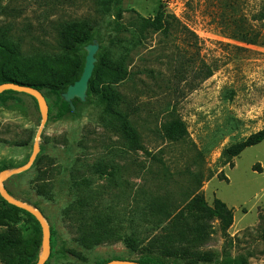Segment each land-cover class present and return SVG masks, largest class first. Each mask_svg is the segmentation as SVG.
Returning a JSON list of instances; mask_svg holds the SVG:
<instances>
[{
  "label": "rangeland",
  "instance_id": "374dc122",
  "mask_svg": "<svg viewBox=\"0 0 264 264\" xmlns=\"http://www.w3.org/2000/svg\"><path fill=\"white\" fill-rule=\"evenodd\" d=\"M111 1L0 0V29L41 51L38 62H26L0 46V76L42 84L51 107L35 162L4 181L51 228L45 264H106L146 255L125 242L133 231L146 232L139 212L146 197L180 201L195 188V174L209 204L219 197L234 210L232 240H225L217 219H207L203 257L209 264H264V140L232 158L224 153L264 129V0H122L121 18ZM160 7L177 19L171 32L139 34V15L154 17ZM63 24L75 49L71 59L54 56ZM94 39L100 46L92 85L122 93L128 122L105 109L96 90L75 112L56 114L50 87L66 89ZM125 55L128 75L115 83L111 59ZM173 117L183 123L181 140L169 139L164 129ZM41 122L40 106L30 95L0 96V173L27 164ZM108 125L122 127L124 135ZM137 139L143 148H131ZM105 220L118 226L116 239L82 247L79 225L101 227ZM0 233L17 245L0 264H38L40 222L11 207L1 193Z\"/></svg>",
  "mask_w": 264,
  "mask_h": 264
},
{
  "label": "trees",
  "instance_id": "16d2710c",
  "mask_svg": "<svg viewBox=\"0 0 264 264\" xmlns=\"http://www.w3.org/2000/svg\"><path fill=\"white\" fill-rule=\"evenodd\" d=\"M121 2L122 0L111 1L117 16L120 18L122 17V9L120 7ZM175 20L177 21L173 15L167 13L164 7H160L154 17H144L139 15L137 29H139V34L141 35L145 34L148 29L153 31L163 30L164 32H171L174 27L173 22ZM120 39L121 38H117L116 40L119 41ZM58 44H60L58 51L55 52L58 54L54 56H62V58L68 59L73 58L75 55L73 51L75 49L68 43V37L66 35L64 24L58 32ZM0 46L7 49L11 55L15 56L19 60L26 62L39 61V56L37 55H39V52L41 51H34V48L24 47V41L21 38L16 39L10 33L8 28L0 29ZM115 51L117 50L115 49ZM47 53L49 54L48 56L51 55V53ZM98 62L99 59L95 65L94 71L97 69ZM111 62V78L114 79L115 83H117V81L119 82L124 80L128 75L127 56L125 55L123 58L118 56L115 60L111 59ZM84 66L85 62L80 68V73L74 79L66 81L65 90L62 91L57 87H50V90L56 95L55 106L57 109L56 114L58 116L72 112L70 103L62 98L61 93L66 91L70 84H73L81 77ZM212 73L213 71L209 70L205 77H209ZM8 81L29 85L43 92L42 84H31L0 76V84ZM94 90L97 91V89L94 88V85H92V81L90 79L88 96L94 93ZM13 92L24 93L15 90H5L0 94V96ZM97 93L101 95V99L105 103V109L115 114L119 121L128 122L130 112L124 109L122 93L117 90L116 87L109 86L108 89L105 88L101 91H97ZM30 96L39 106L37 99L32 95ZM80 102H82L80 99H74L76 107ZM50 109L51 107H49V114ZM108 126L113 128L116 132L123 133L124 135V129L122 127H118L117 125ZM125 126H127V124H125ZM164 126V129L169 135V139H183L184 134L181 131L183 123L177 119V117H173L168 123H165ZM134 134L136 136L137 133L135 132ZM125 138H127V140H133L130 135H127ZM263 140L264 129L251 134L247 138L230 144L225 148L224 153L229 158H232L241 154L247 147L259 144ZM136 141V143H132L130 145L131 148H143L139 139ZM194 180L196 181L195 188L191 191L188 197L183 198L180 201H172L171 203L169 202L171 200H169L168 197H164L162 194H155L146 197L145 205L139 210L143 221L142 223L146 227V232L142 235V232L140 231H133L131 239H126L125 241L127 245L134 249L140 248L146 250V255L133 260H137L144 264H209L211 261L207 257H203L206 252L203 251L202 246L209 238L210 225L208 224L207 219L211 217L219 221V227L224 233L225 240H232L228 230L234 223L233 208L229 207L228 204L219 197H215L213 203L209 204L204 193L199 191L202 181L198 178L197 174L194 175ZM6 203L15 209H20L26 213L32 214L25 209L10 204L7 200ZM81 220L84 221L85 219ZM118 232V226L111 223L109 220H105L101 224V227H96L95 224L92 225L87 222H83L78 227L77 241L82 247L92 249L100 243L115 240L118 236ZM16 248L17 245L14 238L4 233H0V257H12L16 252ZM150 254H158L160 257L157 255L159 258H156L153 257L155 255ZM163 258H167L170 263L163 261Z\"/></svg>",
  "mask_w": 264,
  "mask_h": 264
},
{
  "label": "water",
  "instance_id": "95a60500",
  "mask_svg": "<svg viewBox=\"0 0 264 264\" xmlns=\"http://www.w3.org/2000/svg\"><path fill=\"white\" fill-rule=\"evenodd\" d=\"M99 46L100 44L97 39H94L92 43L86 45L85 49L87 51V55L81 77L73 84H70L66 91L61 93L62 98L68 103H70L72 107V112H75L76 110V105L74 104L75 98L80 99L82 102H85L87 100L89 82L93 75L95 65L97 62L96 54L97 51L99 50ZM5 90H15L18 92H24L29 95H32L37 99L42 114L41 126L37 132L36 140L33 146V153L29 161L27 162L26 165L20 166L16 169H12L9 171L6 170L0 173V193L2 197L5 200H7L10 204H13L19 208L29 211L40 222L43 229L44 239H43V254L39 258L38 264H45L51 253V228L47 223V221L45 220L43 213L39 209L34 207L32 204L14 197L5 187L4 181L15 173L29 169L35 162L37 155L40 151L39 142H40L41 133L43 127L45 126L49 118V103L41 90L29 85L8 81L0 84V93L4 92ZM106 264H144V263H141L137 260L117 258L108 261Z\"/></svg>",
  "mask_w": 264,
  "mask_h": 264
}]
</instances>
